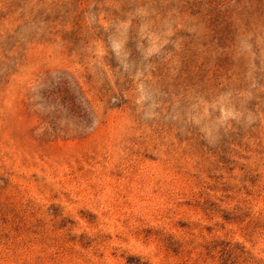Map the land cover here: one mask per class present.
Returning <instances> with one entry per match:
<instances>
[{
    "label": "rangeland",
    "instance_id": "obj_1",
    "mask_svg": "<svg viewBox=\"0 0 264 264\" xmlns=\"http://www.w3.org/2000/svg\"><path fill=\"white\" fill-rule=\"evenodd\" d=\"M0 264H264V0H0Z\"/></svg>",
    "mask_w": 264,
    "mask_h": 264
}]
</instances>
